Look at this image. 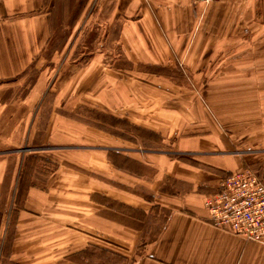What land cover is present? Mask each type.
Instances as JSON below:
<instances>
[{"label":"crops","instance_id":"1","mask_svg":"<svg viewBox=\"0 0 264 264\" xmlns=\"http://www.w3.org/2000/svg\"><path fill=\"white\" fill-rule=\"evenodd\" d=\"M71 1L82 7L79 14L87 6L103 11L109 24L106 33H112L111 24H115L124 63L111 66L93 56L80 64L65 57L60 80L49 96L41 97L44 103L48 96L52 106L46 110L44 135L37 145L34 118L42 113L34 114L33 101L45 86L43 68L37 62ZM34 62L41 71L35 84L18 93ZM214 62L216 70L223 71L217 84L231 80L236 95L190 93L181 99L162 95L154 79L151 85L116 72L205 71ZM231 100L236 102L231 118L221 113L228 106L210 104ZM81 105L134 120L168 138L185 128L190 134L176 139L175 148L211 150L204 159L210 165L230 170L254 161L260 153L226 159L221 151L264 148V0H0V264H74L75 253L97 245L98 229L104 231L109 245L113 231L119 230V244L129 250V256L143 238V221L114 223V209L107 200H117L143 215L152 212L154 204L170 210L134 264H264V243L214 227L206 218L203 195L217 182L216 174L147 154L132 158L138 165L154 168L151 178L115 170L106 150L116 146L108 139L97 145V130L90 128L86 143L80 134L82 125L70 118ZM209 114L236 137L226 141L219 128L209 125ZM195 115L210 126L201 138L193 135L198 132L192 129L198 126L193 122ZM37 150L45 152L56 168L42 174L34 173L36 166L31 165L34 170L23 173L25 164L34 160L27 161L26 154ZM120 150L133 151L123 145ZM164 174L181 179L190 191L183 196L158 191ZM113 178L126 183L135 180L148 188L147 195L115 191L106 181ZM20 179L26 188L18 206ZM197 187L203 191L197 192Z\"/></svg>","mask_w":264,"mask_h":264},{"label":"rangeland","instance_id":"2","mask_svg":"<svg viewBox=\"0 0 264 264\" xmlns=\"http://www.w3.org/2000/svg\"><path fill=\"white\" fill-rule=\"evenodd\" d=\"M79 1L84 2V0ZM209 3L214 2L209 1ZM81 8L82 7L76 6V4H74L73 2L71 3V5L67 6L68 13L63 14V21H60L58 25L56 24L54 33H50V39L43 51V58L40 60V62H37L39 63V66L43 68V80L45 86L42 94L40 93L37 96H35L34 94V114L37 110L39 114L42 113L41 117H37L36 119L34 118V123L38 125L37 134L34 135L36 136L38 141H36L37 139L34 140V144H41L40 138H42V135H44V129H41V127L45 126L47 120L46 110H49L52 106V102H47V100L49 99L48 96L50 95L51 90L55 88V85L60 80V74L62 71V69H59L60 63L64 60L65 57L67 62L70 61L80 64L86 63L89 58L93 56L99 57L100 59H102V61H104L106 64H110L111 66L124 63V59L120 56V48L117 39L118 33H116L117 27H115V24H111L112 33H106V30L109 29V24L104 20L105 15L103 11L98 13L96 7L87 6L81 12V14H79L78 11ZM35 65L36 63L34 62V66L31 69L27 70L24 77L22 76L23 78H25L24 81L26 82V85L23 82V84L19 88L18 93H24L25 90H28V84H30L31 82L35 84L37 76L41 72L40 70H37ZM129 66H131V64H129ZM216 69L217 66L214 62L213 68L205 71L144 68L136 70H116V72L123 73L124 75H127L129 77L133 76L149 84L153 83L152 81L154 79V81H156L157 83V85H155V88L159 89V92H161L162 95H177L181 99H183L186 94L190 93L193 95L212 94V97H216L218 94L226 96L228 95L230 97H232V95H236V86L231 83V80H228V84L225 81L223 84H217V80L222 77L223 71H218ZM206 81H210V85L205 84ZM46 93L49 94L46 97L44 103H42L41 97ZM181 104L183 105L184 103L182 102ZM203 104L206 105L209 103L203 102ZM210 104H212V106H216L217 104V106H221L222 104L228 106L227 108H225V112L221 113L224 114L225 117L230 116L231 118L234 113V109L232 110V108H234L233 105L236 104V102H233L232 100L231 102L225 103H217L216 101H213L212 103L210 102ZM70 114L73 115V117L70 116L71 119L82 125L80 134H82L84 138L83 140L86 141V143L89 137L88 129L90 128L91 130H97V145H102L105 142V139H108V141H111L110 143L114 147H118L108 148L106 150V156L115 170L132 175L139 174L141 176H144V178H146L145 180H147V178H151V176L154 174V168L146 165L143 166L141 164L138 165L132 158H137V156L143 157L145 154H147L149 157H157L158 155H163L164 157H167L171 160L186 163L187 165L193 166L197 169H203L216 174L217 182L214 184V186L211 187L210 191L205 192L203 195V203L207 211L206 218L214 227L217 226H215L210 220L206 201L213 197V195L217 192L219 183L222 180L226 179L228 176L235 174L237 170L244 168H249L259 175H264V148L250 149L247 151H236V149L232 147L227 150L221 151L225 155L224 158L226 159H232L231 157L236 158V154L260 153V157L257 156L259 158H255L254 161L248 162L237 169L234 168L226 170L215 165H210L208 161L204 160L206 156L205 153H210L211 150L179 151L175 148L174 142L176 141V139L185 136L186 134H190L185 133L187 132L185 128H183L181 132L176 135V137L168 138L162 135L160 132H157L156 130H152L150 128H146L145 126H142L134 120L131 121L126 118L108 115V113L95 108H90L88 105H81L80 108L78 107L76 111ZM195 117L193 119V122L196 125L198 124V126H195V128L192 129L198 130V132L193 134L196 136H200L198 138H201V135L206 134L205 132L209 129L210 126L219 128L223 138L226 141L227 139L233 138L231 136L234 133L232 134L231 130L229 129L224 130V128H221L220 124L224 125V122L220 123V121H218L219 119H217V117H215L214 115L209 114L210 126H206L207 124L205 123V118ZM230 120L232 121V119ZM233 136L236 137V135ZM121 145H123L124 148L129 147V149H132L133 151L120 150ZM26 155L27 161L33 159L34 160L33 162L25 164L23 173H25V171L29 173V169H33L34 166H36V168H34V173L41 172L42 174H48L56 168V163L49 161L47 159V156L45 155V152H42L41 150L33 151L32 153ZM30 166L33 168H30ZM21 179L17 189L16 203L18 206L21 205V201L25 192L24 189L26 188L25 181L22 182ZM106 181L112 186V189L115 191L128 192L134 195H147L144 192H146L148 188L144 185H140L138 182H135V180H130L129 183L122 181L120 182L114 178L107 179ZM156 189L160 192L163 191L170 194H176L177 196H183L185 195V193L190 191L191 187H186L185 182H183L181 179H177L169 176L168 174H164L161 176L160 184ZM150 190L151 189H149V191ZM196 191L202 192L203 189L197 187ZM106 202L114 209L111 214V219L114 223L120 224L121 222L126 221H143V238L140 240L138 245L130 251V255L127 256L129 254V250L119 244L121 243V235L119 230L113 231L112 239L114 241L112 245H109L105 244L104 242V231L98 229L96 232L98 239L97 245L85 246L80 252L75 253L74 264H134L135 259L145 251L144 244L155 237L159 228H161L165 223L170 212V210L167 209L166 206L164 207L154 204L152 206L154 207L153 211L143 215L142 211L139 213L136 209H126V207H124V205H122V203L118 202L117 200H107ZM152 223L154 225H151ZM217 228L237 235L236 232L230 228ZM242 238L245 239L244 237ZM66 264L73 263L70 261Z\"/></svg>","mask_w":264,"mask_h":264},{"label":"built area","instance_id":"3","mask_svg":"<svg viewBox=\"0 0 264 264\" xmlns=\"http://www.w3.org/2000/svg\"><path fill=\"white\" fill-rule=\"evenodd\" d=\"M206 205L215 226L264 243V175L249 168L237 170L219 183Z\"/></svg>","mask_w":264,"mask_h":264}]
</instances>
